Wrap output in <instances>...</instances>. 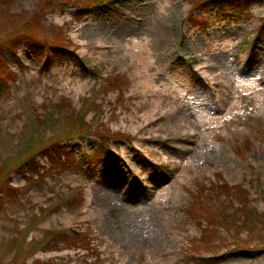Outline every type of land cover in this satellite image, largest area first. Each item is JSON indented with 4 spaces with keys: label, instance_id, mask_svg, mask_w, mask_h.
I'll return each instance as SVG.
<instances>
[{
    "label": "rangeland",
    "instance_id": "1",
    "mask_svg": "<svg viewBox=\"0 0 264 264\" xmlns=\"http://www.w3.org/2000/svg\"><path fill=\"white\" fill-rule=\"evenodd\" d=\"M201 1L0 0V264H264V0Z\"/></svg>",
    "mask_w": 264,
    "mask_h": 264
},
{
    "label": "trees",
    "instance_id": "2",
    "mask_svg": "<svg viewBox=\"0 0 264 264\" xmlns=\"http://www.w3.org/2000/svg\"><path fill=\"white\" fill-rule=\"evenodd\" d=\"M117 1H120V0H117ZM93 2H94V5H97V0H93ZM240 2H241L240 0H210V1L204 2L201 5V7H204L206 9H208V8H211V9L221 8V9H223L224 13H226V15H232L235 13H240V10H243L242 8L245 7V5L241 4ZM47 42L48 41H44L43 43H39V42L38 43L42 44L43 48L45 49ZM10 45L11 46H8L6 48H9L10 50L16 49V46L14 45V43H12ZM52 48H55V50H57L58 46H52ZM0 59H1V56H0ZM81 121H85L84 117L81 118ZM104 139H107V137L105 136ZM47 151L48 150L45 149L44 151H42L38 154H43ZM38 154H33V156L30 158V161H32V164L35 162V158ZM98 156L101 158L111 157V153H110L109 149H107L105 144L103 145L102 149L100 150ZM206 263H209V261L205 260L204 264H206ZM210 264H214V262L210 263Z\"/></svg>",
    "mask_w": 264,
    "mask_h": 264
},
{
    "label": "bare ground",
    "instance_id": "3",
    "mask_svg": "<svg viewBox=\"0 0 264 264\" xmlns=\"http://www.w3.org/2000/svg\"><path fill=\"white\" fill-rule=\"evenodd\" d=\"M136 44H137V43H136ZM138 48H139V47H138ZM143 48H144V47H142V48H140V49H143ZM139 53L142 54L143 51L140 50ZM252 58L254 59V61H257L258 64L261 63V65L255 67V69H257V71L255 70V75H256L255 77H256V79L260 80V79H261L260 77H261V75H262L261 71H262V69H264V65H263V62H264V56H263V54L261 53V51H258V52H256L255 54H253ZM251 64H252V62H251ZM204 68H208V66H204ZM251 72H254V70H251ZM118 185H119V186L121 187V189H122V185H121V184H118ZM97 217H98V218H96L95 220H96L97 223H99V225H100L103 221H105L104 218H103V215H98ZM120 254H121V253H120ZM120 254H117V257H120V262H119V264H128V262H129L130 259L127 260L126 257H121ZM130 258H131V260H132V257H130ZM147 261H148L149 264H157V263L154 261V254L152 255V253H149V255L147 256ZM131 262H132V261H131Z\"/></svg>",
    "mask_w": 264,
    "mask_h": 264
}]
</instances>
